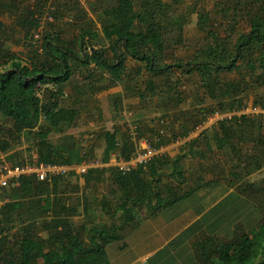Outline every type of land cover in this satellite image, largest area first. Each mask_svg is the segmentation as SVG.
I'll return each instance as SVG.
<instances>
[{"label":"trees","instance_id":"obj_1","mask_svg":"<svg viewBox=\"0 0 264 264\" xmlns=\"http://www.w3.org/2000/svg\"><path fill=\"white\" fill-rule=\"evenodd\" d=\"M183 1L0 0L1 161L24 165L32 150L48 165L135 157L120 119L127 106L141 109L144 93L154 118L131 122L136 138L166 149L125 174L93 168L6 187L0 264H131L141 243L143 264H264V114L200 129L210 116L264 110V0H194V43ZM116 87L113 131L93 141L75 134L99 111L98 95ZM216 189L227 195L208 211L198 206ZM183 204L197 217L177 231ZM248 206L259 214L251 227L240 220ZM160 236L162 247L153 244Z\"/></svg>","mask_w":264,"mask_h":264},{"label":"rangeland","instance_id":"obj_2","mask_svg":"<svg viewBox=\"0 0 264 264\" xmlns=\"http://www.w3.org/2000/svg\"><path fill=\"white\" fill-rule=\"evenodd\" d=\"M197 2L194 0H184L182 3V7L184 8V11H186L189 16H190V21L188 22V27L186 30V37H188V40L190 43H194L197 40V32H196V25H197ZM90 26V22H87L85 27ZM95 28H97V30L100 29V25L98 22H96ZM86 42L88 43V49L89 51L91 50L92 46H91V41L89 39H86ZM96 49L98 50H103L104 47L98 46L96 45V43H94ZM20 48L19 46H14V51L18 52L20 50H16ZM105 50V49H104ZM180 54H182V52H180ZM185 54L181 57H184ZM92 66H94V64H92ZM123 96V91L121 89V87H116L113 89H110L108 91L102 92L101 94L98 95V98H100L101 100V105L100 108L98 109L99 111H96L94 113V119H84V122L81 125V129L79 131L74 132L75 134L79 135L80 137H82L83 139H87L86 141H93L95 138H88L91 136H95L93 135V133L95 132H107V131H113L114 129V122L111 120L110 117V112L108 110L109 108V102L110 100L117 98V97H122ZM139 102V100L135 101V104ZM140 102L141 105L139 106V108L141 107L140 110L137 109H129V107L127 106L124 114H123V118L120 119L121 123H126L128 125V123H131L132 121L139 119L140 117H145V114L147 113V105H148V95L146 93L141 95L140 98ZM147 117L149 119L154 118V114H151L150 112L147 113ZM224 118L225 117V113L219 115H215V116H210L207 120V122L204 124V126L200 127V129L211 126L213 124H215L220 118ZM87 124V127L84 125ZM86 130H88V134L86 132ZM87 134L85 137L84 134ZM89 135V136H88ZM57 136L54 135V137H52V139H56ZM185 141L182 140H178V142H176L172 148H174L175 146L177 147V145H181L182 143H184ZM106 145V140L102 141V147L104 148ZM86 146V143H85ZM21 148H26V145H21ZM97 155L101 156L102 155V150L99 149V151H97ZM1 158H4V155H1ZM227 195V193H225L223 190L221 189H216L214 191H210L208 193H201L200 197V202H198V206L202 207V205H204L205 207L203 208V210L208 211L210 208H212L218 201L222 200L225 196ZM202 204V205H201ZM195 205V204H193ZM256 205V204H255ZM254 205V206H255ZM186 208V210L182 213V215L177 216L179 219L178 222V227H177V231L183 230L184 228H186L190 222H192L194 219H196V213H194V211H192L191 207L186 204H183V208ZM102 211V214L103 215ZM99 213L96 211L95 213V217H97ZM106 214V213H105ZM108 215L106 214L103 219H105V221H108L109 219L107 218ZM259 214L255 211V209L253 207H247L246 210L241 212L240 215V220L248 227H251L255 224V222L258 220ZM185 220V221H184ZM184 221V223L182 222ZM177 223V220H176ZM173 229V228H172ZM171 229V230H172ZM175 230V229H173ZM176 231V232H177ZM153 244L156 246H163L164 244H166V239L164 236H160L158 237L155 241H153ZM188 247V244L183 245V247H181L180 249L184 248L186 249ZM148 251V250H147ZM155 251V250H154ZM129 255L134 256V261H131L133 264L134 262L138 263V264H143L144 261L149 257V256H145V251H144V247L142 245V243L140 245H137L135 247H133L130 252H128Z\"/></svg>","mask_w":264,"mask_h":264},{"label":"built area","instance_id":"obj_3","mask_svg":"<svg viewBox=\"0 0 264 264\" xmlns=\"http://www.w3.org/2000/svg\"><path fill=\"white\" fill-rule=\"evenodd\" d=\"M48 1L50 2L51 0ZM46 16L49 18L50 21L54 20V18L49 16L48 13H46ZM41 25H43V23H41ZM35 37L36 40H38L35 44V47L41 52L42 42L40 35L37 34ZM16 50H22V48L20 47ZM262 113L264 114V110L259 107H248L243 108L242 110L237 112H227L225 113V117H222L219 120L229 121L232 118L239 119L243 115H255ZM128 128L132 137L131 140L135 143H138V148L135 157L129 159H124L121 156L115 155L112 157L111 163L109 164H102L98 160L86 159L84 162L77 166L48 165L40 163L37 151L32 150L31 153H29V158L27 159V162L21 166L18 165L12 167L9 163L0 160V195L2 194L3 190L9 185L13 184L14 186H18L19 181L23 177H35L38 181L44 182L50 176H61L66 175L68 172H73L74 175L81 177L86 174L90 169H102L104 167H115L120 172L125 174L133 169H137L142 164L148 163L152 158L158 156L159 154L166 152V149L160 151L155 150L154 148H152V146L146 139H140L138 141L134 132V127L131 125V123H128ZM1 206L2 202H0V208Z\"/></svg>","mask_w":264,"mask_h":264},{"label":"crops","instance_id":"obj_4","mask_svg":"<svg viewBox=\"0 0 264 264\" xmlns=\"http://www.w3.org/2000/svg\"><path fill=\"white\" fill-rule=\"evenodd\" d=\"M119 98V97H118ZM98 212V211H97ZM99 214L97 215V222L100 224V225H109L110 224V221H105V219H103V217L106 215L105 213L102 214V211L98 212ZM101 213V214H100ZM108 218V217H107ZM150 255V254H149Z\"/></svg>","mask_w":264,"mask_h":264},{"label":"water","instance_id":"obj_5","mask_svg":"<svg viewBox=\"0 0 264 264\" xmlns=\"http://www.w3.org/2000/svg\"><path fill=\"white\" fill-rule=\"evenodd\" d=\"M205 128H207V127H205ZM205 128H204V129H205Z\"/></svg>","mask_w":264,"mask_h":264},{"label":"clouds","instance_id":"obj_6","mask_svg":"<svg viewBox=\"0 0 264 264\" xmlns=\"http://www.w3.org/2000/svg\"><path fill=\"white\" fill-rule=\"evenodd\" d=\"M204 129V128H203Z\"/></svg>","mask_w":264,"mask_h":264}]
</instances>
